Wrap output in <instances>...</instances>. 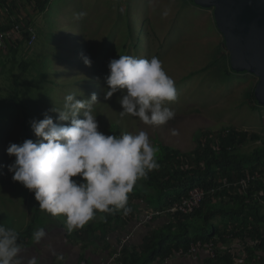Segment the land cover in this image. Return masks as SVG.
I'll list each match as a JSON object with an SVG mask.
<instances>
[{
  "label": "rangeland",
  "instance_id": "rangeland-1",
  "mask_svg": "<svg viewBox=\"0 0 264 264\" xmlns=\"http://www.w3.org/2000/svg\"><path fill=\"white\" fill-rule=\"evenodd\" d=\"M20 3L18 12L29 17L36 39L30 47L21 42L14 51H0V224L5 227L23 231L31 225L35 232L52 222L68 226L63 215L35 209L34 194L11 179L8 166L15 157L6 149L25 139L36 142L31 121L45 114L54 123L68 124L50 110L62 111L70 93L84 100L95 93L97 103L91 111L97 115L99 131L116 136L145 131L159 146L158 155L164 145L191 152L201 131L223 127L260 135L241 151L264 144V106H254L249 97L257 77L228 69V51L212 8L192 0H51L45 11H31L28 0ZM80 12L86 15L77 19ZM82 55L90 57V67ZM119 55L156 56L163 62L177 90V99L166 102L176 112L174 119L148 126L137 117L120 116L123 91L105 99L108 62ZM173 129L179 134L173 135ZM213 221L221 232L222 219Z\"/></svg>",
  "mask_w": 264,
  "mask_h": 264
},
{
  "label": "clouds",
  "instance_id": "clouds-1",
  "mask_svg": "<svg viewBox=\"0 0 264 264\" xmlns=\"http://www.w3.org/2000/svg\"><path fill=\"white\" fill-rule=\"evenodd\" d=\"M85 15L80 12L76 18ZM82 60L85 66H91L90 57L82 55ZM108 69L109 90L105 99L123 91L118 100L123 109L119 112L121 117H137L152 127L175 118V110L166 106V102L177 99L175 81L158 57L119 55L108 62ZM95 103V93L87 100L77 99L71 93L66 95L63 110L50 111L58 113V120L68 124L54 123L45 114L42 120L31 121V129L39 138L36 142L25 139L20 144L11 143L6 149L8 155L15 157L8 166L11 179L32 192L42 210L66 217L69 230L82 228L97 212L131 213L128 194L138 180L147 179L150 172L160 167L159 146L150 141L147 132L116 136L99 131L97 115L91 111ZM172 134L179 133L173 129ZM73 177H80V181ZM45 235L38 228L33 240L40 242ZM18 239L14 229L0 224V264H39L35 256L27 259L22 256Z\"/></svg>",
  "mask_w": 264,
  "mask_h": 264
},
{
  "label": "trees",
  "instance_id": "trees-1",
  "mask_svg": "<svg viewBox=\"0 0 264 264\" xmlns=\"http://www.w3.org/2000/svg\"><path fill=\"white\" fill-rule=\"evenodd\" d=\"M28 1L36 11H44L50 2V0ZM226 56L229 61V54ZM228 69L231 70L229 63ZM243 74L247 75V73ZM254 87L249 97L254 106H259L253 95ZM201 137L204 138L203 141ZM258 140H260L259 134L235 127H223L217 131H201L197 137V146L191 152H181L175 148L162 146L158 155L160 167L150 172L147 179L140 180L148 190L152 191L138 195L133 190L128 194V206L132 210L136 207L137 204L132 201L135 194L137 197H142L150 208L160 209L186 196L194 187L209 189L223 179L233 181L244 176L246 172L264 169V144L257 145L248 152L240 150L246 142ZM262 185L259 182V188ZM35 205L36 210L40 209L38 203ZM120 212L123 213L122 210ZM118 213V211L112 214L103 213L105 215L101 227L105 229L106 224L114 217L118 219L120 217ZM165 216H167L164 217L165 222L160 225H152L155 218L148 222L152 226L142 242L137 246L127 244L122 247L119 256L112 263L159 264L161 261L166 263L175 253L191 254L189 249L196 242L202 245L209 241L216 244L225 242L228 233L234 228H240L235 232L236 237L240 235L261 240L260 245L247 247V257L243 264H253L257 256L260 258L257 259L256 264H264V211L250 192L246 195L237 193L228 202L217 201L207 195L200 207L192 213ZM217 216L224 222L221 232L213 221ZM97 226L99 227L92 224L89 227L93 231ZM33 230L34 227L29 225L23 231H16L19 236L18 243L29 244ZM207 262L236 264L233 256L225 252H219L215 257L208 256Z\"/></svg>",
  "mask_w": 264,
  "mask_h": 264
},
{
  "label": "crops",
  "instance_id": "crops-1",
  "mask_svg": "<svg viewBox=\"0 0 264 264\" xmlns=\"http://www.w3.org/2000/svg\"><path fill=\"white\" fill-rule=\"evenodd\" d=\"M136 185V189L134 187L133 190L138 195L144 194L147 187L143 184ZM132 201L137 205L133 208L131 215L118 213L120 217L118 219L114 217L106 224L105 229L101 227L104 219L101 220L100 217H104L106 213L101 212H97L93 220L78 229L69 230L65 224L54 222L45 225L43 228L36 227V230L42 228L46 235L40 242L34 241L32 235L29 244H20L22 256L25 259L35 256L39 264H80L82 260L86 261L87 264H102L116 254L121 238L128 231L131 230L132 232L128 244L137 246L150 231L152 225H160L165 222V218L161 216L155 218L152 225L147 222L134 229L137 221L144 217L149 208H147V202L135 194ZM92 224L99 225V227L97 226L91 231L89 226ZM207 259L208 252L206 248L201 247L197 252L189 255L175 253L166 264H209Z\"/></svg>",
  "mask_w": 264,
  "mask_h": 264
},
{
  "label": "built area",
  "instance_id": "built-area-1",
  "mask_svg": "<svg viewBox=\"0 0 264 264\" xmlns=\"http://www.w3.org/2000/svg\"><path fill=\"white\" fill-rule=\"evenodd\" d=\"M20 1L23 2V0H0V51L15 49L21 42H24L27 47H30L36 39L35 29L29 17L22 16V11L21 13L18 12V5L21 4ZM29 7L32 11V4H30ZM14 10H16L17 13ZM259 182L263 184L261 188H259ZM249 192L252 193L253 198L259 201L261 207H264V169L246 172L244 176L233 181L223 179L209 189L194 187L186 196L181 197L179 200L163 208H149L145 212L144 217L137 221L134 229L150 222L156 217L173 215L175 213H192L196 208L200 207L207 195L212 196L217 201L228 202L231 201V198L237 193L246 195ZM118 212L120 213V211ZM239 230L240 228H234L232 232L228 233L225 236V242H219L217 244L208 242L204 245L200 242H196L191 245L189 253L197 252L204 246V248L209 251L210 256L213 257L215 255V250L221 249L225 253H230L236 264H243L247 257V247L250 245H260L261 240L250 239L240 235L236 237L235 232ZM131 236L132 232L130 230L121 238L118 252L102 264H112L115 258L119 256L121 248L128 244ZM259 258L260 256H257L253 264H256ZM80 264H87V262L81 261Z\"/></svg>",
  "mask_w": 264,
  "mask_h": 264
},
{
  "label": "water",
  "instance_id": "water-1",
  "mask_svg": "<svg viewBox=\"0 0 264 264\" xmlns=\"http://www.w3.org/2000/svg\"><path fill=\"white\" fill-rule=\"evenodd\" d=\"M212 8L229 54L230 68L257 77L253 95L264 106V0H193Z\"/></svg>",
  "mask_w": 264,
  "mask_h": 264
},
{
  "label": "bare ground",
  "instance_id": "bare-ground-1",
  "mask_svg": "<svg viewBox=\"0 0 264 264\" xmlns=\"http://www.w3.org/2000/svg\"><path fill=\"white\" fill-rule=\"evenodd\" d=\"M209 242H213V241H209ZM213 243H215V242H213ZM216 244V243H215ZM221 250V249H220ZM220 250H215V255L217 254V253H219V252H223L222 250L220 251ZM207 252H208V256H210V254H209V251L207 250ZM215 255L213 256V257H215ZM210 257H212V256H210Z\"/></svg>",
  "mask_w": 264,
  "mask_h": 264
}]
</instances>
